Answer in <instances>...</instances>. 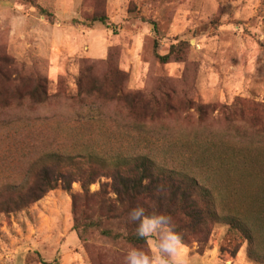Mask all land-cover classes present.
<instances>
[{
  "label": "rangeland",
  "instance_id": "374dc122",
  "mask_svg": "<svg viewBox=\"0 0 264 264\" xmlns=\"http://www.w3.org/2000/svg\"><path fill=\"white\" fill-rule=\"evenodd\" d=\"M35 2L47 14L0 0V57L46 78L49 94L38 103L28 81L22 99L0 107V120L11 121L0 123V188L31 185L47 153L147 156L214 195L221 220L205 242L184 241L188 264H264V0ZM94 14L106 22L89 24ZM180 41L179 56L157 59ZM136 93L156 111L131 110ZM71 188L81 191L77 181ZM228 219L243 220L251 241ZM73 224L60 185L0 210V264H124L129 246L96 233L81 241Z\"/></svg>",
  "mask_w": 264,
  "mask_h": 264
},
{
  "label": "trees",
  "instance_id": "16d2710c",
  "mask_svg": "<svg viewBox=\"0 0 264 264\" xmlns=\"http://www.w3.org/2000/svg\"><path fill=\"white\" fill-rule=\"evenodd\" d=\"M16 1L47 14L35 0ZM106 20L103 14L88 18L89 24L105 23ZM184 44L183 41L172 44L168 53L162 55L156 51L155 55L161 63H167L173 55H180ZM28 81L35 84L32 91H27L29 97L38 96V103L49 98L46 78L33 71H25L5 56L0 57V107L9 109L14 99H22L25 92H21V88ZM116 87L112 84V89ZM128 99L131 110H140L145 114H152L158 106L154 99L138 93L131 94ZM4 116L8 120H0V123L6 126L11 121L8 113ZM1 130L6 131V128L2 127ZM3 134L6 136V132ZM35 163H38L37 167L30 171L33 177L31 185L26 187L27 180H24L7 183L0 188V198L4 197L0 210L11 212L22 209L60 185L70 195L73 229L81 241H86L91 234L96 233L114 243L148 251L147 241L137 239L134 235L135 226L127 222L128 212L137 203L146 207L155 203L159 211L170 213L183 232L184 241L192 237L205 242L212 224L221 220L211 189L203 186L195 177L171 171L147 156L110 158L82 149L64 154L47 153ZM101 176L109 178L110 182L100 183ZM74 181L80 183V192H72ZM98 181L99 189L91 192L90 185ZM228 220L230 228L241 231L251 241V229L243 220Z\"/></svg>",
  "mask_w": 264,
  "mask_h": 264
},
{
  "label": "clouds",
  "instance_id": "9594fccd",
  "mask_svg": "<svg viewBox=\"0 0 264 264\" xmlns=\"http://www.w3.org/2000/svg\"><path fill=\"white\" fill-rule=\"evenodd\" d=\"M127 222L134 225L137 239L149 241L152 249L129 246L124 264H188L184 235L174 217L159 211L155 203H137L127 215Z\"/></svg>",
  "mask_w": 264,
  "mask_h": 264
}]
</instances>
